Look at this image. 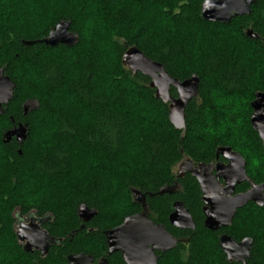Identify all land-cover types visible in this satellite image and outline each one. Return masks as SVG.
<instances>
[{
  "label": "trees",
  "instance_id": "1",
  "mask_svg": "<svg viewBox=\"0 0 264 264\" xmlns=\"http://www.w3.org/2000/svg\"><path fill=\"white\" fill-rule=\"evenodd\" d=\"M203 1L0 0V68L16 84L0 115V264H66L67 252L85 239L92 248L104 229L139 210L132 189L156 192L176 180L183 158L208 160L219 146L239 152L249 176L264 182V167L252 161L253 148L263 150L264 158V147L251 123V102L264 91V45L246 35L250 28L264 37V0L229 23L205 20ZM62 19L79 34L75 45L24 44L47 36ZM132 45L175 78L199 75L198 96L186 108V130L171 124L169 104L155 96L151 78L122 63ZM170 92L177 95L174 87ZM28 101L35 104L24 114ZM20 122L29 126L23 145L15 138L4 142L5 132ZM182 181L195 204L196 180ZM22 186L29 188L26 197L41 200H18ZM83 203L97 209L90 221L97 230H78L70 238ZM160 203L169 206L167 200ZM16 209L52 213L58 230L65 231L64 242L43 258L25 251L13 228ZM263 212L264 206L250 203L230 227L255 238L256 264ZM203 235L196 234L199 241ZM12 241L14 248L7 244ZM170 257L174 264H202L195 251L187 262L175 251Z\"/></svg>",
  "mask_w": 264,
  "mask_h": 264
},
{
  "label": "water",
  "instance_id": "2",
  "mask_svg": "<svg viewBox=\"0 0 264 264\" xmlns=\"http://www.w3.org/2000/svg\"><path fill=\"white\" fill-rule=\"evenodd\" d=\"M256 0H204L201 7L202 17L211 22L229 23L234 17L248 15L251 13V7ZM249 38H261L264 45V37H261L252 29L246 31ZM79 34L71 30V22L69 20H60L48 33L47 36L40 40H25L24 44H34L35 42L45 43L55 46L65 44L68 46L75 45L79 41ZM122 63L127 66L133 73L141 72L151 78L150 86L155 89V96L163 102L169 104V119L171 124L179 130H186V108L188 103L198 96L200 77L197 74L180 80L171 76L165 69V66L156 60L151 59L136 45L129 46L122 56ZM15 82L5 74V68H0V115L4 114V106L14 98ZM176 89L177 95L173 96L170 92L171 88ZM34 101H28L24 104V114L28 113L29 108H33ZM253 112L251 115V123L254 130L259 134L264 147V91H257L255 99L251 102ZM29 131L28 123L20 122L18 125L7 130L4 134V142L11 141L15 138L19 145L22 146L27 139ZM19 153L22 150L19 149ZM217 154H224L230 161L227 164L218 163L213 169H216V177H223L225 185L213 177V186L220 189L226 197L214 195L218 197L216 203L213 202V207L209 210L205 207L206 225L210 228L217 229L221 226L231 225L237 211L248 203L253 202L259 207L264 206V182L257 184L249 177L246 170V161L243 156L233 151L230 146H219ZM192 160L186 158L179 165L178 177H182L186 172L191 170ZM201 166H205L202 163ZM195 175L196 172L191 170ZM198 180L202 185L204 200L211 197L209 193L210 183L208 184L204 178L198 176ZM209 181V180H207ZM247 181L251 187L245 192L233 194L237 184ZM165 188H161L159 193H163ZM133 196L141 201V197L145 198V194L137 189L132 190ZM212 205V202H209ZM179 209V208H178ZM186 214L188 225L194 228V223L188 211L183 210ZM78 214L82 220L89 221L97 214V209L89 207L87 204H80ZM178 210L172 214V221L178 219ZM14 216V215H13ZM179 219H184L179 217ZM176 223V222H175ZM178 223V222H177ZM176 223V224H177ZM213 223V224H212ZM180 224V223H179ZM178 225V224H177ZM182 225V224H180ZM183 226V225H182ZM47 233L41 227L34 225L33 221L29 225H21L16 231L18 240L23 249L31 252L33 248L42 251L43 255L48 252L50 241H48ZM108 245L110 251L120 250L123 252L125 260L128 264H149L148 255L151 252V245H160L163 249H170L176 244V240L165 231L163 226L154 225L144 212L127 216L123 223L106 231ZM22 239L26 243L22 244ZM252 239L244 240L241 243H236L231 237L223 236L221 244L226 252H228V260H232V253L238 248L243 249L245 242L251 244ZM236 248V249H234ZM244 251L247 250L243 249ZM249 255V252H246ZM92 260L90 255L74 254L69 256L70 264H82Z\"/></svg>",
  "mask_w": 264,
  "mask_h": 264
},
{
  "label": "flooded vegetation",
  "instance_id": "3",
  "mask_svg": "<svg viewBox=\"0 0 264 264\" xmlns=\"http://www.w3.org/2000/svg\"><path fill=\"white\" fill-rule=\"evenodd\" d=\"M217 148L214 152V156L212 155L208 160H193L190 157L183 158L179 162L176 168V171H177L176 176H175L176 180H174L172 184H165L164 186H161L159 188V190L161 188H165V191L163 193L160 194L159 190L156 192L143 193L145 194V198L141 197V201H139L133 196L134 202L139 204L140 208L138 211L133 212L130 215L144 212L147 215L148 219L152 221L154 225L163 226L165 231L168 232L176 240V244L170 249H163L160 247V245L155 246L152 244L150 246L151 252H149V255H148L149 264H174V262L171 261V257H170L171 251H175L176 253H178L179 258L183 262H187L191 260L193 253L195 251L201 257L200 260L202 261V264H256L255 238H253L252 236L242 231H236V230L231 229L230 227L232 226L234 219L231 225L221 226L217 229H213V227L210 228L206 225L207 215L205 213V207L207 206L209 210L212 209L213 211V209L215 208L213 207V202L216 203V200L217 199L219 200L218 197H213V193L215 196L221 195V197H226L225 193L223 194V192L220 189H218L217 186L216 188L213 186V177L216 180H218L221 183V185H223V187L225 185V180L223 177H216L215 174L217 171L216 169H213V166L215 167L218 163L227 164L230 161L226 156H224V154H217ZM232 150L236 151L234 149ZM186 158H190L192 160V165H190V168L191 170L196 172L197 175H195L190 170L189 172H186L182 177H178L179 165ZM202 163H204L205 166H201ZM246 167H247V163H246ZM187 176L196 180V186L199 189L198 190L199 197L194 198L195 204H192V202L190 201L191 197L189 196L187 197V187L185 186V183L183 181L181 182V179ZM198 176H201L202 178H204L205 181L208 184L210 183L211 185L210 190H209L211 197H208L207 198L208 200H204L203 198L204 193L202 191V185L200 184L198 180ZM243 183H248L249 186L247 188H243L241 187V184ZM257 184H260V183H257ZM250 187L251 185L247 181L239 183L236 185L233 194H236L239 192H245ZM163 194L179 195V196H175V197L167 198V199L156 197V195H163ZM181 195L183 196L181 197ZM166 200L169 201L168 208L163 207V204L160 203V202H165ZM210 201L212 202V205L209 203ZM250 203H253V202H250ZM181 205H183V208H184L183 210L186 209L188 213L190 214L192 221L194 223V228H191L190 225H188L189 222L186 219V216H185L186 214L182 212ZM177 210L179 214H178V219H175L176 220L175 222L176 223L178 222L177 223L178 225L175 222H173L171 218L172 214L176 212ZM13 215H14L15 232L19 230L21 225H29L31 221H33L35 226L38 225L39 227L42 228V230L45 233H47L46 239L50 241L51 243L48 249V252L45 255H43L42 251L39 249L33 248V250L31 251L33 253H37L39 257L43 258L47 256L50 253V250L54 246H59L61 245L62 242H64L65 236L63 235L65 234V231L63 229L58 230L59 224H57L56 219L52 213L45 212V213L40 214L36 210H31L27 213H22L20 209H16ZM126 217L127 216H125L124 219ZM179 217H183L184 219H179ZM124 219L120 223L112 227L104 229L102 231V239L100 241L97 240V242L94 243L92 248L90 247V241L85 239L83 242L84 244L82 246H79L76 249H73L67 252L66 253L67 263L66 264H70L69 256L74 255V254H85V255H90L92 257V260L85 262V263L81 262L82 264H128L127 261L125 260V257L122 251L120 250L112 251V252L110 251V248L108 245V239L106 235L107 230L120 225L121 223H123ZM90 221L91 219L89 221L82 220L78 214V222H77L78 226L77 228L72 229L69 233H67V236H70V238H72L73 235L78 230H81V231L84 230L86 233L96 231L97 227L92 226L90 224ZM179 223L182 224L183 226L180 225ZM199 231L204 233L203 237H201L202 242L199 241V238L196 236V234L197 235L199 234ZM223 236L231 237L234 241H236V243H241L244 240H247L249 238L252 240H251L250 245H248L247 242H245L243 249H246L247 247L246 251L238 247L237 249L234 248L236 250L232 253L233 259L230 261L228 260V256H229L228 252L224 250L221 244ZM198 241L201 243V245L199 243L200 245L199 247H197L196 245L198 244ZM24 243H26V241L25 239H22V244ZM258 248L260 251L259 252L260 259H259L258 264H264V239L259 244ZM247 251L249 252L248 256L246 255Z\"/></svg>",
  "mask_w": 264,
  "mask_h": 264
},
{
  "label": "rangeland",
  "instance_id": "4",
  "mask_svg": "<svg viewBox=\"0 0 264 264\" xmlns=\"http://www.w3.org/2000/svg\"><path fill=\"white\" fill-rule=\"evenodd\" d=\"M25 67L26 66H23V67H21V71L23 70V69H25ZM63 93V92H62ZM130 95H132V96H134L133 95V91L131 92V90H130V93H129ZM34 104H35V102H34ZM48 119V120H47ZM47 122L48 123H50L51 122V118L50 117H48L47 116ZM253 150H254V153H253V156H252V158H253V162H255V164L258 166V167H264V158H263V150H260L258 147H254L253 148ZM255 165V166H256ZM32 179V177L30 176V175H28V177H27V179L26 180H28V181H30ZM32 181V180H31ZM23 188H24V190H22L21 192H20V197H17V199L19 200V198H21V197H24L23 199H22V201H24L25 203H29V204H36V202H39L40 200H41V197H26L25 196V192H26V190H28L29 188H27L26 187V189H25V187L24 186H22ZM21 194L22 195H24V196H21ZM39 198V199H38ZM35 210V209H34ZM13 213H14V211H13ZM13 215V214H12ZM262 215V217H261V221H262V227L260 228V230H259V242L261 243L262 242V240L264 239V212L261 214ZM116 214H115V218H116ZM114 216L112 215L111 217H109L108 219H111V218H113ZM65 221H66V219L65 218H62V219H60V223H65ZM13 228H14V230H15V227H14V224H13ZM236 231H240L239 229H237ZM94 242L92 241V244H93ZM7 244H9L10 246H11V248H14V242L12 241L11 243L10 242H8Z\"/></svg>",
  "mask_w": 264,
  "mask_h": 264
}]
</instances>
